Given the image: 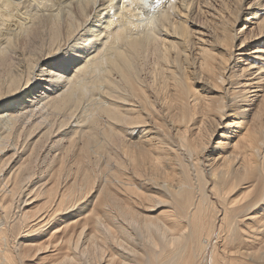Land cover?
Here are the masks:
<instances>
[{
    "label": "bare ground",
    "instance_id": "1",
    "mask_svg": "<svg viewBox=\"0 0 264 264\" xmlns=\"http://www.w3.org/2000/svg\"><path fill=\"white\" fill-rule=\"evenodd\" d=\"M174 1L0 0V264H264V0Z\"/></svg>",
    "mask_w": 264,
    "mask_h": 264
},
{
    "label": "rangeland",
    "instance_id": "2",
    "mask_svg": "<svg viewBox=\"0 0 264 264\" xmlns=\"http://www.w3.org/2000/svg\"><path fill=\"white\" fill-rule=\"evenodd\" d=\"M174 1V0H173ZM197 0H194V4H193V6H192V14H189V16L191 17V15L193 16V17H191V19L193 20V22H195V23H197V24H199V25H201V26H204V27H210L211 25H213L214 24V22H216L215 21V18H214V13H213V10L212 9H214V11L215 10H219L218 8H219V4L218 3H215L214 5H213V3L210 1V0H203L204 2H201L200 4H198V2H196ZM210 1V2H209ZM248 1V0H247ZM205 2H207V3H205ZM183 3H185V0H175L174 1V4H175V6H176V8H177V10L179 11V10H181V7H182V4ZM198 4V5H197ZM212 4V5H211ZM197 5V6H196ZM199 6V7H198ZM199 8V11H197V8ZM145 8V7H144ZM196 8V9H195ZM246 10H244V6H243V13L245 12ZM140 14H143V15H145L146 14V12L145 11H143V12H140L139 13V15ZM244 20V17L243 16H241V18H240V20L239 21H243ZM242 23V22H241ZM193 28V27H192ZM208 39V38H207ZM252 46V44L251 45H249V46H247L246 48H250ZM193 87H195L196 89H198V94L200 95V96H202V97H205V98H208V97H210V96H213V95H216V93H214V92H210L208 89H206L205 87H202L200 84H197V83H193ZM229 113V112H228ZM231 119V117L229 116V117H226V119L224 120L225 122L226 121H231L230 120ZM222 126L223 125H221L220 126V128L217 130V132L216 133H221L220 131L222 130ZM215 133V134H216ZM216 141H218V137H216V136H213V138H212V140H211V142H210V144H209V146H208V148H211L214 144H215V142ZM207 155V154H206ZM209 157H210V154H209ZM30 206H28L27 208H29ZM26 208V207H25ZM162 210H164V208H160L159 210H157L156 212H154V214H156L157 212H160V211H162ZM216 235H218V229H216L215 230V232H214V234H213V237H212V240H211V244H213V242L216 240ZM142 239H139V240H137V241H139V242H137V243H140V244H134L133 246L135 247L134 249H135V253H134V255L132 256L133 258H132V264H143L144 263V261H145V259L144 258H146V251L144 250V249H146L147 250V245H146V243L144 242L145 241V239L143 238V240L141 241ZM213 241V242H212ZM144 242V243H143ZM142 243V244H141ZM109 245V244H108ZM106 245V248H105V250H103V255H112V256H114L116 259H120V256L118 257V251L117 250H114L113 248L111 249V246L109 245ZM142 245H145L144 246V248H143V246ZM108 246V247H107ZM110 247V248H109ZM139 247H142V248H139ZM109 248V249H108ZM104 249V248H103ZM113 251V252H111V250ZM131 249H132V247H131ZM107 250V251H106ZM100 251V250H99ZM95 252V250L93 251V254L90 252V253H85L84 255H82V259H81V262H82V264H98V257H99V255L100 254H98V253H100V252ZM107 253H106V252ZM116 251H117V253H116ZM145 251V252H144ZM111 252V254H108V253H110ZM106 253V254H105ZM115 253V254H114ZM143 253V254H142ZM98 254V256H96V255ZM92 255H94L95 257H97V258H92ZM136 255V256H135ZM93 256V257H94ZM91 257V260L89 259ZM118 257V258H117ZM140 257V258H139ZM143 257V258H142ZM94 259V260H93ZM114 260V262L116 261L117 262V260ZM89 260V261H88ZM139 260V261H138ZM87 261V262H86ZM95 261V262H94ZM114 262H112L113 264H116V262L114 263ZM131 262V261H130ZM143 262V263H142Z\"/></svg>",
    "mask_w": 264,
    "mask_h": 264
},
{
    "label": "snow or ice",
    "instance_id": "3",
    "mask_svg": "<svg viewBox=\"0 0 264 264\" xmlns=\"http://www.w3.org/2000/svg\"><path fill=\"white\" fill-rule=\"evenodd\" d=\"M262 36H264V34H262Z\"/></svg>",
    "mask_w": 264,
    "mask_h": 264
}]
</instances>
